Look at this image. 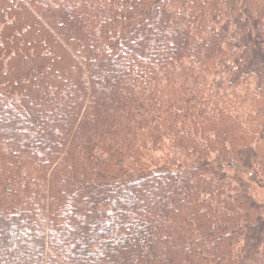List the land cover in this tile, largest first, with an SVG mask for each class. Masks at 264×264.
Here are the masks:
<instances>
[{
	"label": "trees",
	"instance_id": "16d2710c",
	"mask_svg": "<svg viewBox=\"0 0 264 264\" xmlns=\"http://www.w3.org/2000/svg\"><path fill=\"white\" fill-rule=\"evenodd\" d=\"M264 0H0V264H264Z\"/></svg>",
	"mask_w": 264,
	"mask_h": 264
},
{
	"label": "rangeland",
	"instance_id": "374dc122",
	"mask_svg": "<svg viewBox=\"0 0 264 264\" xmlns=\"http://www.w3.org/2000/svg\"><path fill=\"white\" fill-rule=\"evenodd\" d=\"M259 196V198H264V195L262 193H259L257 194Z\"/></svg>",
	"mask_w": 264,
	"mask_h": 264
}]
</instances>
